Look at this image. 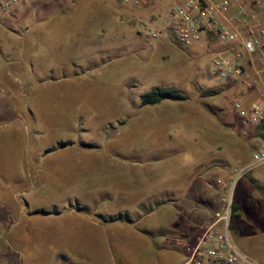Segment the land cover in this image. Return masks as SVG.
I'll list each match as a JSON object with an SVG mask.
<instances>
[{"label":"rangeland","instance_id":"1","mask_svg":"<svg viewBox=\"0 0 264 264\" xmlns=\"http://www.w3.org/2000/svg\"><path fill=\"white\" fill-rule=\"evenodd\" d=\"M108 1L120 7L50 31L54 38L37 46L30 63L17 52L26 51L24 39L57 27L59 17L38 13V0H30L0 21L13 29L0 87L7 78L27 104L18 172L0 168V264H177L149 237H129L143 228L184 229L190 214L215 219L234 181L241 218L233 239L264 264V165L241 171L264 130L230 107L238 86L208 72L223 46L213 36L182 45L170 30L163 44L146 36L179 0H144L132 14L124 0ZM156 86L187 99L142 106ZM208 169L210 190L174 189ZM194 193L197 202L186 205ZM178 199L183 204L173 205Z\"/></svg>","mask_w":264,"mask_h":264},{"label":"built area","instance_id":"2","mask_svg":"<svg viewBox=\"0 0 264 264\" xmlns=\"http://www.w3.org/2000/svg\"><path fill=\"white\" fill-rule=\"evenodd\" d=\"M30 0H0V21L22 10ZM131 8L144 0H124ZM171 31L182 45L213 36L223 49L213 57L208 72L225 83L238 86L230 98V107L247 125L264 124V0H179L164 20L146 32L150 40L162 42ZM257 95L256 99H251ZM264 165V142L242 168ZM240 173L238 177L241 175ZM221 183L222 181L219 180ZM235 181L222 197L223 209L203 226L196 241L186 247L185 264H259L241 250L231 233L232 202Z\"/></svg>","mask_w":264,"mask_h":264},{"label":"crops","instance_id":"3","mask_svg":"<svg viewBox=\"0 0 264 264\" xmlns=\"http://www.w3.org/2000/svg\"><path fill=\"white\" fill-rule=\"evenodd\" d=\"M44 6H40V0L36 2L38 5V13H45V14H55L59 17V23L56 24L57 27H54L51 25L50 28H44L43 32L41 33H34V35L29 36L28 39H24V45H26V51L25 46L22 48V51H17L18 54L22 58H26V62H31V54L35 52L36 48L40 44L47 45V43L51 42V40L54 38L51 34V37L48 38V33L50 31H62L66 27V25H72L77 26V16L82 14H88L93 11V14L97 15V21L100 20L101 15H103L106 12H109L111 10H115L116 8L120 6H116L114 2L111 4L108 0H44ZM113 1V0H112ZM124 9V10H123ZM125 8L122 7L123 11H127L128 13L132 14V8ZM136 20V19H135ZM50 26V25H49ZM12 28L9 26V24L5 22H2L0 24V63H3L4 55H3V44L5 43V36L9 37V34H12ZM56 37V36H55ZM56 39H59V37ZM25 40L27 42H25ZM165 43V40L162 42H159L157 44H163ZM1 73V72H0ZM4 73V72H3ZM8 74H10L8 72ZM5 75V74H4ZM5 80V79H4ZM2 84L5 86L0 87V163L1 166L0 171H2L3 174H14L16 169V172H18L19 163V142L21 139V128H25V125L23 124V119H21V114L26 110L27 104H21L19 100L20 93L13 89L12 83L6 78L7 83ZM23 94L28 95V92H24ZM174 101V100H173ZM182 101V100H178ZM158 104V103H157ZM264 130V129H262ZM26 133V130H25ZM15 152V155H14ZM14 158L15 160V166H14ZM210 172H213L212 169L205 170L202 174L198 175L195 172L187 178V182L180 183L179 186H176L174 189L179 190H185V191H200V190H210L211 187V181L213 180V177L209 175ZM190 195V194H189ZM188 195V196H189ZM187 196V203L186 205H192L194 204L193 201L197 202L198 198L197 195L192 194L191 199ZM200 194L198 195V197ZM185 199L184 197H182ZM181 199H178L173 201V205H177L180 202ZM182 201V200H181ZM199 201H201L202 204L205 203V198H202L200 196ZM188 221L184 223V229L189 231L192 235L198 232H201L203 229V226L207 224L208 222L214 220L212 218L208 220H199L196 217H191L192 215H189ZM201 221V222H200ZM183 229V228H181ZM132 234V232H130ZM144 237L146 239V243L148 241V235L142 233V232H134L132 237L136 240V238L140 240H144ZM139 243V241H138ZM159 245L154 247V250L156 253H170L173 256H176L177 264H185L186 257L184 254V244L183 240H173L171 242H166L165 238L161 237V240L157 242ZM210 264H226L219 261H212Z\"/></svg>","mask_w":264,"mask_h":264},{"label":"trees","instance_id":"4","mask_svg":"<svg viewBox=\"0 0 264 264\" xmlns=\"http://www.w3.org/2000/svg\"><path fill=\"white\" fill-rule=\"evenodd\" d=\"M169 99V100H185L187 99V95L182 93L179 90L176 89H168L160 86L153 87L149 91L145 92L142 95L141 105H154L157 103H160L162 100ZM261 128L264 129V124L261 125ZM162 202H157L156 205L161 204ZM142 207L146 208L148 211H151L154 206L153 205H141ZM232 222H231V230L235 228V222L241 218L240 213V205L236 202H232ZM125 216H128V221L132 222V219L129 217L128 212L125 214ZM123 218V214L118 215L115 217V219H121ZM140 232L148 235V237L154 242L155 246H158V238L162 237L165 238L166 242H171L173 240H183L185 242L183 250L185 257L187 256L186 253V247L196 241L197 236L200 234V232L191 234L189 231L185 229H174L170 227H161L158 230L143 228L139 229Z\"/></svg>","mask_w":264,"mask_h":264}]
</instances>
